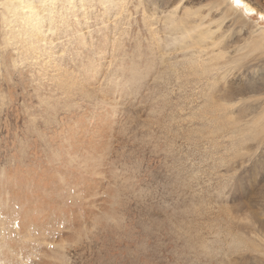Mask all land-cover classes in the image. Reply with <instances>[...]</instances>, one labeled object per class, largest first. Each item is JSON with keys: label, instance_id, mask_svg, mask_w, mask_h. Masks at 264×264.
<instances>
[{"label": "rangeland", "instance_id": "374dc122", "mask_svg": "<svg viewBox=\"0 0 264 264\" xmlns=\"http://www.w3.org/2000/svg\"><path fill=\"white\" fill-rule=\"evenodd\" d=\"M83 5L34 45L0 24V255L264 264V18L224 20L220 0ZM29 216L44 229L21 230Z\"/></svg>", "mask_w": 264, "mask_h": 264}, {"label": "bare ground", "instance_id": "6f19581e", "mask_svg": "<svg viewBox=\"0 0 264 264\" xmlns=\"http://www.w3.org/2000/svg\"><path fill=\"white\" fill-rule=\"evenodd\" d=\"M119 1L121 2L123 0H119ZM119 1L118 0H111V2L113 3V6H115V7L119 6ZM220 2L224 3L226 8H227V9L222 10V15H223L224 20L226 18H228L229 14H230L234 17L233 18L234 22L239 21V22L248 23L249 18L246 17L247 14L245 12H248L251 14L256 12L257 14H260V16L264 18L263 13H260L253 5H250L248 2H246L244 0H239L238 3L234 2V0H220ZM61 3H64V4L62 6L60 5L61 7H59V4H61ZM83 4H84V0H0V24L4 28V31H5L4 33L8 34L9 36L11 35L12 39H14V37L18 38V36H20V38L22 39V42H27L28 45H31V44L34 45V43L37 39H40V40L43 39V38L41 39V35L43 36V34H46V32H48V33L53 32L54 27H56L57 22L62 23V21H63L62 18H64L65 17L64 15H66V13L60 11L62 8H65V10H66V8L69 9L71 7H74V6H79V7L83 8L84 7ZM181 19H182V17H181ZM223 19L221 20L220 24H222L224 22ZM226 20H230V19H226ZM59 27H60V24H59ZM193 27L196 30V27L195 26H193ZM219 29H220V25H219V28L217 30L219 31ZM55 32H56V30H55ZM62 32H64V31H62ZM188 32H190V31L188 30ZM186 33H187V31H184V34H186ZM211 33L212 32H210L209 29H206L204 31L201 30L198 35L201 39H203V38L210 37ZM11 37H9V39H11ZM258 37H259L260 43L261 44L264 43V29H262L260 32H258ZM6 38L7 37H5V39ZM212 39H216V38H212ZM40 40H38V41H40ZM36 49H38V48H36ZM27 209L31 210V211L35 210V211H37V213L40 210L36 207L34 208V207H30L29 205H27L26 208H24V210H23V216H22L21 220L23 218H26ZM43 211H45V210H43ZM37 218L34 216H32V217L29 216L26 220H23L22 222H21V220H19L20 221L19 227L23 231L27 227H29V230L32 229L31 231H34L35 229H38V230L39 229L42 230V228L44 229V227H42V222L36 221ZM21 230H19V231H21ZM12 247H13V245H12ZM2 252H4V255H0V263L1 264H12V263H14V262H11L12 260H8V256L6 255L5 251H2ZM13 261H15V260H13Z\"/></svg>", "mask_w": 264, "mask_h": 264}, {"label": "snow or ice", "instance_id": "6c2138e0", "mask_svg": "<svg viewBox=\"0 0 264 264\" xmlns=\"http://www.w3.org/2000/svg\"><path fill=\"white\" fill-rule=\"evenodd\" d=\"M234 2H237V3H238V2H239V0H234Z\"/></svg>", "mask_w": 264, "mask_h": 264}]
</instances>
